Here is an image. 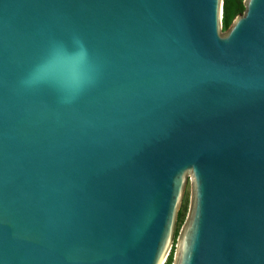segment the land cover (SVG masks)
Masks as SVG:
<instances>
[{
	"label": "water",
	"instance_id": "water-1",
	"mask_svg": "<svg viewBox=\"0 0 264 264\" xmlns=\"http://www.w3.org/2000/svg\"><path fill=\"white\" fill-rule=\"evenodd\" d=\"M0 0V264H264V0ZM39 68L41 82L28 84Z\"/></svg>",
	"mask_w": 264,
	"mask_h": 264
},
{
	"label": "rangeland",
	"instance_id": "rangeland-1",
	"mask_svg": "<svg viewBox=\"0 0 264 264\" xmlns=\"http://www.w3.org/2000/svg\"><path fill=\"white\" fill-rule=\"evenodd\" d=\"M220 32L223 33L227 29L223 28L222 22L220 21ZM192 198H193V184L192 178L190 174H186L182 190L180 193V197L176 206L173 230L171 234V238L169 241V246L165 257L161 264H173L175 260V256L178 249V242L183 230V227L186 224L187 218L190 213L191 205H192ZM179 213H182L181 217L179 218Z\"/></svg>",
	"mask_w": 264,
	"mask_h": 264
},
{
	"label": "trees",
	"instance_id": "trees-1",
	"mask_svg": "<svg viewBox=\"0 0 264 264\" xmlns=\"http://www.w3.org/2000/svg\"><path fill=\"white\" fill-rule=\"evenodd\" d=\"M244 10L243 0H223L221 22L224 29H227L234 17ZM182 213H179V218Z\"/></svg>",
	"mask_w": 264,
	"mask_h": 264
},
{
	"label": "clouds",
	"instance_id": "clouds-1",
	"mask_svg": "<svg viewBox=\"0 0 264 264\" xmlns=\"http://www.w3.org/2000/svg\"><path fill=\"white\" fill-rule=\"evenodd\" d=\"M39 68L37 67L29 76L28 80L26 83L32 84V83H38L41 82V76L39 75Z\"/></svg>",
	"mask_w": 264,
	"mask_h": 264
}]
</instances>
